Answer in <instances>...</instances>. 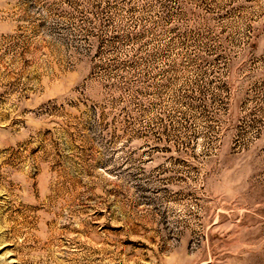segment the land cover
Masks as SVG:
<instances>
[{
  "label": "rangeland",
  "instance_id": "1",
  "mask_svg": "<svg viewBox=\"0 0 264 264\" xmlns=\"http://www.w3.org/2000/svg\"><path fill=\"white\" fill-rule=\"evenodd\" d=\"M0 264H264V0H0Z\"/></svg>",
  "mask_w": 264,
  "mask_h": 264
}]
</instances>
